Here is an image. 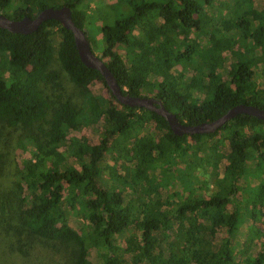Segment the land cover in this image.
Returning <instances> with one entry per match:
<instances>
[{"label": "trees", "instance_id": "trees-1", "mask_svg": "<svg viewBox=\"0 0 264 264\" xmlns=\"http://www.w3.org/2000/svg\"><path fill=\"white\" fill-rule=\"evenodd\" d=\"M89 1L0 0V13L67 5L89 40ZM127 3L130 12L100 26V57L123 94L159 98L189 125L236 104L264 108V0ZM214 15L226 20L216 33ZM80 127L96 141L65 139ZM201 142L218 147L224 186L210 192L207 174L201 184L195 174L182 195L175 168L193 167L190 147ZM20 146L29 157H16ZM259 160L264 120L241 113L214 132L175 135L162 116L119 103L57 21L28 34L0 28V264H264V240L247 243L264 214ZM149 172L157 185L145 190Z\"/></svg>", "mask_w": 264, "mask_h": 264}, {"label": "rangeland", "instance_id": "rangeland-1", "mask_svg": "<svg viewBox=\"0 0 264 264\" xmlns=\"http://www.w3.org/2000/svg\"><path fill=\"white\" fill-rule=\"evenodd\" d=\"M98 1L100 0H90L88 2L89 7L87 9V22H86V29L88 30V36L90 40L91 49L94 53H97V54L100 53L103 47L100 26L105 23L112 24L115 19L120 18L122 15H125L128 12H130V6L127 3V0H124L123 3L120 5L115 3L117 0H102L104 1V3L102 2L99 3ZM220 2H222V0H218L217 4H220ZM97 15L102 17V19L101 18L99 19ZM103 16H105L104 19H103ZM225 21H223L222 18L221 19L217 18L216 15L212 17V23L214 24V27H213L214 33L218 31V29L216 28L221 27L223 23H225ZM52 39H53L54 45L56 46L58 39H59L58 34H54ZM93 88H96L97 90H99V92L103 96L108 97L107 90L104 87H101L98 81L94 82ZM71 136L77 137L81 145H84L85 143H87L86 140L88 142L96 141L95 134L91 130L90 127H80L74 132H71V133L67 132L65 134V139H68ZM190 149H191V153L189 155V158L190 160L193 161L194 166L189 169L188 166L185 167L183 164H182L183 166L181 164L179 165L177 164V167L175 168L177 171L182 170V172H184L183 174L180 175L182 177L177 178V180L180 181V183H182V185H180L182 189L181 190L182 195L188 194L186 193L187 192L186 187L188 186V181L189 179L194 180L193 176L195 174L197 175L200 181V184L203 182L202 180L203 178L200 177L202 173L207 174L206 179H207V184H209L208 191L212 192L215 190H220L221 187L224 186V183L219 177L216 164H215L216 162L215 160L219 158V154H220L218 147L211 145L209 143H206V142H201L196 145L192 144ZM15 152H16L15 154L17 158L30 156V151L28 150L27 147L20 146L19 148L16 149ZM112 162L113 161L110 160L108 164L111 165ZM259 164L260 165L257 166L258 167L257 171L258 169L264 166V161L259 160ZM123 167H125V169H122L121 166H119L118 172L119 173L124 172L123 174H126L127 175L126 177L128 178L129 177L128 174H130L131 169L127 165ZM155 176L156 174L154 172H149L148 174H145V178L143 179V182L141 184L142 189L145 188V190H150L151 187H155L157 185L156 183L157 179ZM166 180L168 181L167 178ZM251 182H255V181L251 179ZM168 184L171 185V182L170 183L168 182ZM171 186L172 187L170 189V192L172 190H176L179 192V189H177V186H173V185ZM242 202H243L244 208L246 210H249L251 207L250 200L244 197L242 199ZM262 211H264V208H262ZM75 218L76 219H73V216L70 217V221H71L70 226H72V228H74L76 232H79L78 226H82L81 225L82 223H80L81 221L77 217ZM247 221L248 220H245L243 223L244 225L242 224V229H241L242 233L247 229L245 227L247 224ZM250 225L254 227L256 232L253 233V236L249 237L247 243L252 242V241L253 242L263 241L264 240V214L260 216L258 220L256 219L255 222H252Z\"/></svg>", "mask_w": 264, "mask_h": 264}, {"label": "water", "instance_id": "water-1", "mask_svg": "<svg viewBox=\"0 0 264 264\" xmlns=\"http://www.w3.org/2000/svg\"><path fill=\"white\" fill-rule=\"evenodd\" d=\"M48 19L57 21L62 27L71 31L74 41V46L80 62L88 67L97 70L103 78L107 89L113 97L121 104L130 107L144 108L153 111L159 116H162L167 122L170 130L175 135L185 134H202L214 132L221 127L225 122L229 121L236 114H247L264 120V108H259L253 105L236 104L230 107L224 114L209 122H201L195 125L182 123L176 115L168 111L159 98L153 96H137L123 94L120 91L119 85L101 59L100 54L94 53L91 49L90 42L86 38L82 29L78 28L72 18L71 10L67 5L60 7H45L40 9L32 18L23 16L20 19H11L0 13V28L6 29L13 33L28 34L40 26V24Z\"/></svg>", "mask_w": 264, "mask_h": 264}]
</instances>
